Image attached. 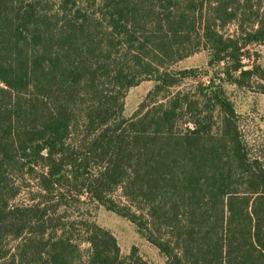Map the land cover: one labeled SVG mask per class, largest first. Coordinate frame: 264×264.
<instances>
[{"label": "trees", "instance_id": "16d2710c", "mask_svg": "<svg viewBox=\"0 0 264 264\" xmlns=\"http://www.w3.org/2000/svg\"><path fill=\"white\" fill-rule=\"evenodd\" d=\"M263 44L264 0H0V264H150L84 200L165 264H264V166L223 88L264 94ZM200 52L206 82L171 71Z\"/></svg>", "mask_w": 264, "mask_h": 264}, {"label": "rangeland", "instance_id": "374dc122", "mask_svg": "<svg viewBox=\"0 0 264 264\" xmlns=\"http://www.w3.org/2000/svg\"><path fill=\"white\" fill-rule=\"evenodd\" d=\"M249 52L252 55L256 52L259 55L258 64L264 67V44L249 48ZM207 60V53L200 52L178 62L171 67V71L198 68L203 74L197 80L206 82L214 75V70L220 72L222 69L221 66L215 69L207 68ZM190 84L191 82H188L183 87L187 88ZM153 85L151 81H143L127 91L124 118H129L133 114ZM223 88L239 116L240 130L249 155L264 166V94L250 93L229 84H224ZM23 202L24 197H19L16 201V203ZM83 202V209L89 211L91 221L108 229L115 236L123 256L128 255L132 247H136L140 255L150 264H165V258L143 238L135 226L97 204L87 200Z\"/></svg>", "mask_w": 264, "mask_h": 264}, {"label": "built area", "instance_id": "2783aa9c", "mask_svg": "<svg viewBox=\"0 0 264 264\" xmlns=\"http://www.w3.org/2000/svg\"><path fill=\"white\" fill-rule=\"evenodd\" d=\"M245 63L250 64L251 62L249 60H244Z\"/></svg>", "mask_w": 264, "mask_h": 264}, {"label": "crops", "instance_id": "0c3cea01", "mask_svg": "<svg viewBox=\"0 0 264 264\" xmlns=\"http://www.w3.org/2000/svg\"><path fill=\"white\" fill-rule=\"evenodd\" d=\"M262 55V54H261ZM188 59V58H187ZM186 60V59H185ZM208 61V60H207ZM207 64V63H206Z\"/></svg>", "mask_w": 264, "mask_h": 264}]
</instances>
